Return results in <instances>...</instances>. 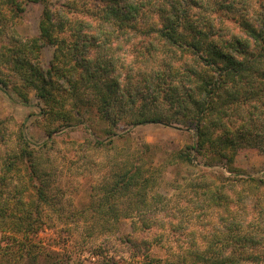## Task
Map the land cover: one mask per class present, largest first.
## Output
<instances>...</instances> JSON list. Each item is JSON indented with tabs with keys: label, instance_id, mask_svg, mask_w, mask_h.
<instances>
[{
	"label": "trees",
	"instance_id": "1",
	"mask_svg": "<svg viewBox=\"0 0 264 264\" xmlns=\"http://www.w3.org/2000/svg\"><path fill=\"white\" fill-rule=\"evenodd\" d=\"M107 1L112 5L102 7V18L108 27L79 23L69 43L59 37L67 33V12L52 0H0V87L26 104L35 92L47 115L65 126L82 112H95L106 120L113 114L116 125L128 119L193 130L196 145L175 159L192 167L202 156L205 173L190 186L193 195L172 203L159 194L161 181L144 171L142 159L117 163L94 189L88 210L78 214L91 222L84 230L91 246L82 243L70 264L88 262L86 253L97 264H264V179L248 177L237 165L246 150L264 155V0ZM24 2L44 6L39 36L25 41L12 29ZM86 32L89 42L99 41L94 33L106 36L104 43H91L93 59L89 47L79 45ZM116 32L148 40L139 45L140 54L146 63L157 59V69L140 73L145 96L136 88L131 93L103 55ZM46 46L56 48L49 67L41 61ZM57 170L23 133L16 151L0 146L2 257L13 254L22 237H37L46 227L41 208L56 206L50 190ZM121 220L131 221L127 233L115 224ZM113 241L129 248L127 258L105 255Z\"/></svg>",
	"mask_w": 264,
	"mask_h": 264
},
{
	"label": "rangeland",
	"instance_id": "2",
	"mask_svg": "<svg viewBox=\"0 0 264 264\" xmlns=\"http://www.w3.org/2000/svg\"><path fill=\"white\" fill-rule=\"evenodd\" d=\"M52 3L56 8L67 12L66 14L64 11V15L67 16L66 21H70L65 30L67 33L60 34L59 37L69 43L75 41L73 37L68 36L79 26V23L89 21L87 25L101 23L108 27L107 22L102 18L104 17L102 7L112 5L107 0H52ZM22 7H25V11L19 14L18 20L12 24V29L20 39L25 41L39 36L44 6L41 3L25 4L24 2ZM115 34L112 37L107 36L111 41L106 43L107 50L103 51V55L113 60L117 71L113 75L120 74L121 83L128 86L131 93L136 88L143 91L142 95L145 96L146 90L145 86L142 88L143 79L140 73L157 69L155 63L157 59H153L155 56L146 63V59L140 54L142 50L139 45L146 44L148 40L144 42V38L119 35L117 32ZM93 35L100 41H93L95 45L104 43L106 36L96 33ZM83 36L86 39L82 38L79 45L89 47V55L93 59L97 50L90 46L93 42H89V32ZM55 51L56 48L53 46H46L43 49L41 61L45 67L50 66ZM127 75L134 79L128 80ZM141 98L138 99V106L142 104ZM159 105L162 106L161 102ZM45 109V105L37 98L35 92H30L29 101L26 104L10 89L0 87V146L2 149L16 151L18 137L23 133L32 147L41 152L44 160L54 164L59 170H57L59 176L51 178L50 197H53L56 206L41 208L46 217V227L37 237L30 236L27 239L22 237L12 245L13 254L2 257L0 253V258L6 260L4 264H35V261L39 264L57 262L70 264L68 259L70 256L78 260L76 257L83 249L80 245L83 243L91 246L87 243L88 238L84 232L91 222L85 219L79 220L78 214L88 210L95 199L94 189L100 186L103 182L102 178L117 163L123 166L129 161L135 163V160L142 159L144 171L154 172L156 178L161 181L159 194L171 199L172 203L180 196L193 195L190 186L200 182L202 173H205L202 156H196L197 159L192 167L182 166L175 159L177 152L186 146L196 145V135L193 130L177 125L150 123L133 125L128 122V119L116 125L110 121L115 120L113 114L106 120L100 118L95 112H82L80 120L71 126H65L59 121H53ZM115 113H119V110L117 109L114 115ZM131 114L132 112L129 116ZM51 131H54L53 136H48ZM237 165L244 169L248 177L264 179V155L257 150L242 152ZM210 179L214 182L212 176ZM30 196L31 198L28 199L32 201L34 196L33 194ZM182 202L180 199L178 203ZM89 210L93 211L92 208ZM115 224L120 226L123 233H127L131 221L121 220ZM2 237L3 232L0 229V242ZM5 244L2 243V246ZM103 252L109 258L117 255V258L123 259L128 257L129 248L121 242L113 241L105 247ZM52 253L61 255L63 253L65 256ZM153 254L163 255L158 250H153ZM84 257L88 260L85 264H97L95 261L98 258L91 253H86Z\"/></svg>",
	"mask_w": 264,
	"mask_h": 264
}]
</instances>
